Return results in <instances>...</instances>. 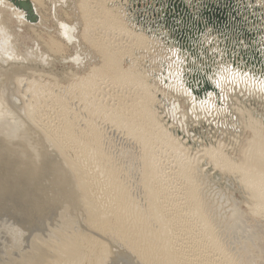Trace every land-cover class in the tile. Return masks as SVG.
<instances>
[{
  "label": "bare ground",
  "instance_id": "bare-ground-1",
  "mask_svg": "<svg viewBox=\"0 0 264 264\" xmlns=\"http://www.w3.org/2000/svg\"><path fill=\"white\" fill-rule=\"evenodd\" d=\"M27 1L34 4L41 19L39 23L25 21L21 17L24 14L0 0V264H235L233 256L224 253L213 234L205 208L200 209L199 196L203 198L204 190L199 194L197 190L203 181L196 187L190 180L189 188L183 191L191 217L202 222L201 226L198 224L200 234L193 235L188 220L184 219L185 222L179 214L170 213V207L165 206L170 199L164 201L166 195L163 196L165 187L162 194L161 188L157 190L151 180L149 184L148 180L146 183L143 180L146 193H151L145 197L149 206L135 212L136 203L131 196L137 197L143 192L142 187L138 185L140 190L133 188V194L130 193L131 179L118 163V157L130 151L120 148L116 157L108 140L101 143V139L94 145L88 142L97 138L76 136L72 122L74 116L85 109L91 111L93 117H101L104 124L114 123L124 134L129 132L128 136L137 142L141 151L147 152L145 158L160 179L173 172L168 169V173L167 167L161 169L166 161L164 165L160 163L161 168L157 166L160 153L154 154L158 149L163 155H169L164 156L174 158L179 169L191 163L188 142L174 130H181L190 137L192 126L203 128L207 124L212 130V125L217 124H212L211 120H224L226 125L237 129L247 123L251 128L258 120L244 112L241 99L244 95L264 104V81L245 77L242 70L233 65L237 52L245 53L248 49L247 43L237 37L243 47L235 49L237 33L226 39L207 32L208 27L192 44L194 52L191 53L175 41L168 25L170 19L164 15L184 16L185 12L198 15L212 5H231L235 13L226 14L227 24L255 31L264 54V0ZM125 63L127 68H124ZM105 67L114 78L104 73ZM194 71L200 75L196 80L201 86L206 82L211 87L202 95H194L186 85ZM118 87L134 89V98H129L131 104H127L128 101L122 104L121 115H133L139 130L126 129V123L120 119V106L109 107L110 100L104 104L103 94L105 97L113 95V89ZM63 88L69 91L66 98L61 96ZM48 105L56 109H52L56 118L62 116L53 127L49 126L50 122L45 123L47 119L42 117L43 110L40 111ZM261 131L262 127L255 129L253 138L262 140ZM101 135L99 131L100 138ZM159 145L160 148L155 149ZM204 154L222 171L232 172L238 165V161L228 159L214 147H206ZM257 156L264 162L263 152ZM167 162L169 165L170 161ZM148 163H145L146 169ZM238 174L239 182L251 197L245 199L242 195L239 199L232 192L223 191L216 196L229 204L222 217L228 221L230 243L236 252L238 250L239 259L244 260L242 250H264L259 239L261 229L255 225L252 228L240 208L242 203L253 205V188L264 201V170L255 177L248 172ZM197 175L194 172L196 178ZM262 208L264 211V205ZM53 216L55 220L51 219ZM136 217H141L139 227L156 238L152 242L161 249L165 257L162 262L155 256L149 257L150 253L143 246L148 235L141 233L137 238L134 230L121 229L125 220H136ZM81 225L85 228L82 232ZM177 225L180 226L178 231L175 230ZM88 231L91 234H87ZM109 233L112 238L108 239L105 235ZM91 253L95 254L93 258ZM216 253L221 259L215 261Z\"/></svg>",
  "mask_w": 264,
  "mask_h": 264
},
{
  "label": "rangeland",
  "instance_id": "rangeland-1",
  "mask_svg": "<svg viewBox=\"0 0 264 264\" xmlns=\"http://www.w3.org/2000/svg\"><path fill=\"white\" fill-rule=\"evenodd\" d=\"M99 27L97 25L98 30H100ZM102 53H103L102 56H104L105 55V51L103 50ZM124 66H125L124 68H127L128 67V64L125 63ZM104 73L108 74L111 78H114V75L112 73H110L106 69V67L104 68ZM120 89H121L120 87H118L117 89H113V92H115L114 93L115 95L114 94L111 95V93L110 94H107V97H108V95L110 96V97H108V100H107V97H105L106 96L105 93L103 94L105 96H102V98H103L104 104H106V105H107V101L110 100L108 102V106L109 107H117V106H120L121 107L120 115H121L123 113V108H124V106H122V104L123 103H126L129 100L130 97L133 96V98H134V92H132L134 89H132L131 91L130 90H122L121 89V92L119 93ZM68 92L69 91H68L67 88H65V89L63 88V92H61V96H63V97L66 98L67 97L66 95H68ZM131 92H132V94H131ZM114 96H117V97H114ZM122 98L124 99V101H122L123 100ZM100 100H101V98H100ZM241 100L244 101L243 106H244V110L245 111L244 110L243 111L246 112V113L248 112L254 119H256V121L258 120L257 122L254 123V125H253V123L251 124V128H250V126H248L249 124L247 125V123L245 124V127H240L239 129H237V128H235V126H232V125H231L232 127L229 126L230 124L229 125H226V122L224 120L222 122H221V120L219 122L212 121L211 120L212 124H217L216 125L217 126V129H216V126L214 127L212 125L213 128L211 130V127H209L210 125L207 126V124L203 128H201V127L200 128H194L192 126L191 127V130H190V137L187 136L186 133H182L181 130H177V131L174 130V133L175 134L178 133L179 136H180V138H184L183 140H186V142H188L186 145H188V147L190 148V150L188 149V152H189V154L191 156V158H190L191 159L190 160L191 163L188 166L189 168L188 167H185L183 169H179V167L177 166V162L174 161V158H172L173 159V161H172L171 156L168 158L166 156H169V155L168 154L166 155V153L163 152L164 155H166V156H164L162 154V151H160V149H158V148H160V145L159 146H156L157 148H155V149H158V150L156 151V154H154V155H157L158 151L160 153L159 154L160 156L159 155L157 156L158 158H160V160H159L160 162L158 163L159 165H157V166H159V168H161L160 163L162 164V162H163L162 165H164L165 164V161H166V164L165 165H167V166L164 165V166H162L161 169L166 170V167H167V170L166 171L168 173L171 172V169H172V172H173L172 174L171 173L169 174L170 177L168 176V173H167V176L168 177L164 176L163 179H162V177L160 179V176L158 175V173H155L156 169H153V166H150L151 165V162H149L148 159L146 160V158H147L146 157L147 156V152L141 151L142 149H141V147H139V145L137 144V142L135 143L134 140L131 138V136H128V134H130V133L127 132L128 134L127 133L124 134L123 133V129H121V128L118 129L115 126L114 123H105L104 124L102 122L103 119L101 117L100 118L98 117V119H97L96 116H94V117L92 116L91 111L87 112V110L84 109V110H81L83 112H80L79 111L78 112V115H75L74 116L75 117V121L72 122L73 123L72 129L74 130L75 135L78 136V137H82V138H85V139H90L91 137H94V138H97L98 139V140L96 139L97 142L94 141V140H93L94 142L93 141L92 142H88L90 144L91 143L92 144L94 143V145H97V143H99L101 141V139H102V142L101 143H104L106 140H108L109 141V146H111L113 148V153L116 152V154H113L116 157L119 155V152L121 150H123V151H125V150L130 151V154L127 153L126 155H123L122 157L120 155V157H118L119 158L118 163L120 165L119 168L122 170V172H125V174L128 176V178L131 179V180H129V183H128L129 192L131 193L133 191V188L138 191V189H139L138 188L139 187L138 185H140L142 187V190L141 191H143V192H139L140 194L137 195V197L135 195H132L131 196L133 203H136L137 204V205L135 204V206H134L136 208V209L134 208V211L136 212L137 210H141V211L142 210H146L147 209V206H149V204H148L149 202H147L148 200H146L145 197L146 196H150L151 193H150V195H148L146 193L145 189L143 188V186H144L143 184L146 183V180H148V184H149V180H151L152 182H154L153 184L156 187V189L158 188L157 190H159V188H161L160 189L161 190L160 192L162 194H163V191H164L165 194H163V196L164 195H166V196H164L165 198L163 197L165 199V200L164 199L163 200L164 201H168L170 199L168 203L165 202V206L168 205V208L170 207V209H171L170 210V213H172V212H173V214L174 213L175 214L177 213V214L180 215V217H182V220L186 219V220L189 221V222L187 221V223L190 226V229H191L190 231L192 232L193 235L194 234H197V233L200 234V230H201V227L200 226H201V223L202 222H201L200 219H197L198 222H195L197 220H195V221L193 220V218H192L193 215L191 213L192 211H191L190 207L186 203L187 200L184 198V192L190 186L188 183L193 182V185H195L197 187L203 181L202 186L200 185L199 186V190H197L198 194L200 193L199 191L201 189H202V192L204 190V194L202 196L203 198H201L199 196V199L201 200L200 202H202L201 205H200L201 206L200 209H203V207L205 208V213H206V216L207 215L209 216L210 223H211V227L212 226L214 227V228L212 227L213 234L217 237V241H219L218 243L219 244L221 243L220 244V246L222 245L221 248L222 249L223 248L225 249V250L223 249L224 253L227 254L228 256L229 255L230 256H233V260H235L234 261L235 264H264V250H262V249L261 250H257L256 248H251V250L248 251V252L242 250L241 251V255L244 257V260L243 259H239L240 256L237 255L238 250L236 252V250H235L236 248H234L233 245L229 241V236L228 235H230V228H229V226L227 224L228 221L223 220L224 218L222 217L223 213L228 211L227 210L228 209L227 207L229 206V204L227 205L225 203L226 202L225 201L226 199H223V198H220L219 196H216V195H218L219 191H223V192H229V193L232 192L234 194V197L235 198L241 199V197L243 195L245 199L246 198L249 199L251 196L250 197L248 196L249 195L248 191H246V189L243 186V184H241L239 182V179H238V176L237 175H240V174H238V173L248 172V174L250 173V175H253V177H255V176H258L259 175V172H261V171L264 170V164H263L264 162L261 161V159H259L260 158L259 156L256 157V154H259V153H262V152L264 154V138L262 140H260V139L258 140L256 137L253 138V136H254V132L253 131L255 129L259 128V127H260V130H261V127H262V131L260 132V135L261 136H264V104L262 102L260 103L257 100L254 101V100L249 99L248 97L246 98L244 95H243V97H242ZM128 103L131 104L130 101H128L127 104ZM48 106L47 107H45V106L42 107V109L40 111L43 110V112H41V114L43 115L42 117L44 119H47V120H45L46 121L45 123L50 122L49 123V126L50 127H53V126L56 125V123H58V121H59L58 119H60V118L62 119V116L61 117L58 116V118H56L57 117L56 116V112L53 111V113H52V109L54 107L52 105H48ZM48 109H49V111H48ZM81 109H83V108H81ZM116 109L118 110V108H116ZM53 110H56V109L54 108ZM113 113L115 114L116 112L113 111ZM54 117H55V119L53 120ZM121 117L123 119L122 118H120V119L121 120H124V122L126 123V129L132 130V132H134V130H139L137 128V126L135 125L136 122H133L134 121L133 119H135L133 117V115L130 116V117H124V116L121 115ZM50 119L52 120L53 123L51 122ZM233 120H235V118H233ZM221 124L224 125V126L226 125V126L225 127H223V126L221 127ZM164 126L167 127V124H164ZM243 128H245V129L242 130ZM115 129H118V130L115 131ZM99 131L103 134V135H101L102 136L101 138L99 137ZM205 134H207V135H205ZM224 135H225V137H224ZM72 142L75 143V141H72ZM259 143H261V144L260 145H257ZM206 147H208V148L209 147H214L216 149H220L221 150V153L224 154V155H226L228 159H230L232 161H238V165H236V167L233 168L234 171H232V172H228L226 170L225 171H222V170L218 169L217 167H215L214 166V161L209 156H207V155L204 154V151H205ZM114 148H116V150ZM120 148H121V150H119ZM245 152H246V154H245ZM85 156H87V153H85ZM78 157H79V154H78ZM74 158L76 159V157H74ZM256 158H258V159H256ZM166 159H168V160H166ZM204 159H205V161H204ZM252 160L255 161L253 163V165H252V162H253ZM78 161H80V160H78ZM167 161H170L169 162V165H168V162ZM260 162H263V163H260ZM145 163H148L149 164V165L147 164L148 165L147 169H146V164ZM170 163L172 165H170ZM169 166H170V168H168ZM172 166H174V167H172ZM149 167H151V169H152L153 172L150 171L151 169ZM154 168H156V166H154ZM144 169H146V170L144 171ZM148 169H150L149 172H147ZM168 169H170V172H169ZM202 170H203V174H202ZM240 170H241V172H239ZM174 171H175V173H174ZM177 172H178V174H177ZM179 172H181L180 175L183 173L182 176H184V175L185 176L184 177H182V176L180 177ZM194 172L199 175V176L197 175V178L194 176ZM223 172H224L225 175L223 174ZM150 173H152V175H150ZM149 176H153L152 179ZM198 177H200V178H198ZM219 177H221V179H219ZM262 177H263L262 178V182H264V175ZM157 178H158V182L155 183V181H157ZM206 178L209 179V180H207ZM229 178H230V180H229ZM233 178H234V180H233ZM200 179H201V181H200ZM143 180L145 181V183H144ZM190 180H191V182H189ZM236 180H237V182H236ZM182 181H184V182H182ZM152 182H150V183L152 184ZM173 182L176 183V184H174ZM184 183H187V184H184ZM126 184H127V182L124 185H126ZM185 185H186V187H185ZM162 189H163V191H162ZM252 190L254 191V195H253L254 199H251V202L252 201L253 202L255 201L254 202L255 204L253 202H252L253 205H247V204L242 203L240 205V208L243 210L245 216H248V222L247 223L252 228L255 225V226H257V227H259L261 229L262 234L260 235L259 239L261 240L260 244H263V248H264V211H263V208H262V205H264V201L258 195V193L256 191V188H253ZM132 194H133V192H132ZM204 195H206V196H204ZM204 198H206V199H204ZM164 201H163V203H164ZM256 204L257 205L259 204L258 205V208H257V205ZM213 205H215V206H213ZM252 206H254L257 210H255V208H253ZM188 207H189V210H188ZM219 208H221V210ZM253 210H255V211H253ZM203 211H204V209H203ZM180 213H183V214H180ZM188 213H189V215H188ZM185 215H186V217H185ZM212 215H213V217H212ZM218 215H220V216L218 217ZM55 218L56 217L53 216L51 219L52 220H55ZM146 218H148V217H146ZM135 219L136 220H125L122 223V225H121V229L124 227V228L128 229L129 231H131V230L133 231L134 230L135 233H136L135 236L137 238H138V236L141 237V233H144L145 235H148V237L146 239V244L143 245V246H145L146 247V250L150 253L149 254V257H151V258L153 257L154 258V256H155V258L157 257L156 259L161 260V262H162L163 258H165V257L162 254L161 249L158 247V245L156 246V244L152 242V240L153 241H156V238L154 237L153 234H150L149 232L147 233L146 231H143V229H141L142 227H139L140 226L141 217H136ZM144 219L145 218H143L142 221H144ZM211 219H213L212 222H211ZM214 219H215V221L217 220L218 222L217 221L215 222ZM221 220H222V222H221ZM190 222H192V223H190ZM82 225H81V231L80 232H82V229L84 227ZM215 225L217 226V228H216ZM197 227H200V228L198 229ZM115 228L116 227H114V229ZM172 228H174V227H172ZM177 228L180 229V226L177 225V227L175 228V230H177ZM83 230H85V228ZM193 231H195V232H193ZM216 231H218V232H216ZM219 232H221V234H223V235L220 236L221 234ZM105 233H108V230ZM138 233H140V234H138ZM175 233H177V232L175 231ZM87 234H91V233L88 231ZM109 236L108 235H105V237H107L108 239L109 238H112L111 237L112 235H110V233H109ZM114 239H112V240H114ZM136 239L134 241H137ZM115 240H117V241H119L121 243H123V242L125 243V240L119 239L117 237H116ZM107 242H108V240H107ZM94 244H95V242H94ZM96 247H98V245ZM229 249L231 251H233V252H231ZM239 249H241V248L239 247ZM216 254H215V256L218 255V254L217 255ZM93 256H95V254L94 253H91V258H93ZM212 256L214 257V254ZM218 258L221 259V255H218L217 258L214 257L215 261ZM126 261L127 260H125V262ZM127 262L130 263V260H128Z\"/></svg>",
  "mask_w": 264,
  "mask_h": 264
},
{
  "label": "water",
  "instance_id": "water-1",
  "mask_svg": "<svg viewBox=\"0 0 264 264\" xmlns=\"http://www.w3.org/2000/svg\"><path fill=\"white\" fill-rule=\"evenodd\" d=\"M6 3L12 5L15 11L19 12L21 16L27 22L39 23L40 18L36 13L34 4L27 0H4ZM180 9V8H179ZM177 9V11H179ZM235 8L228 5L220 6H210L209 9H203L197 15H191L185 12V15H164L169 17L170 22L169 27L172 28V32L175 35V41L178 44L183 45V47L192 53V44L194 41L202 36L206 29L209 27L211 34L218 35L223 38H230L234 33H237L236 42H234V48L237 49L238 46L243 47L237 37L242 38L245 43H247V48L245 53L237 52L236 62L233 65L242 70L243 75L249 76L256 81H264V54H262V46L255 34V31H249L246 27L237 29L234 24H227V15L235 13ZM183 18V19H182ZM241 26V24L239 23ZM198 41V40H196ZM231 49V46H229ZM194 52V51H193ZM200 75L197 71L187 78L186 85L193 92L194 95H202L206 90L211 89L210 85L204 82V86L196 80ZM204 75L201 77L203 78ZM205 81V80H204ZM199 83V84H198Z\"/></svg>",
  "mask_w": 264,
  "mask_h": 264
}]
</instances>
